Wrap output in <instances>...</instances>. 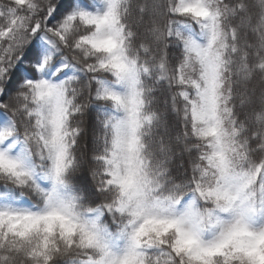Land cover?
Instances as JSON below:
<instances>
[{
	"label": "snow or ice",
	"instance_id": "1",
	"mask_svg": "<svg viewBox=\"0 0 264 264\" xmlns=\"http://www.w3.org/2000/svg\"><path fill=\"white\" fill-rule=\"evenodd\" d=\"M0 264H264V0H0Z\"/></svg>",
	"mask_w": 264,
	"mask_h": 264
}]
</instances>
